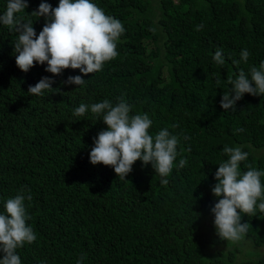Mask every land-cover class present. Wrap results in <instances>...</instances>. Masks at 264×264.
Listing matches in <instances>:
<instances>
[{
  "label": "trees",
  "instance_id": "trees-1",
  "mask_svg": "<svg viewBox=\"0 0 264 264\" xmlns=\"http://www.w3.org/2000/svg\"><path fill=\"white\" fill-rule=\"evenodd\" d=\"M41 2L28 0L25 13ZM44 2L55 8L59 0ZM92 2L125 31L117 57L83 77V86L64 83L79 70L54 77L37 65L22 73L13 55L16 34L0 24V213L24 186L32 195L25 201L27 224L37 234L17 249L21 264H77L82 256V264H264V253L243 252L245 244L264 250V213L242 216L249 230L231 244L216 236L210 212L225 146L248 152L242 172L248 164L264 171V96L245 94L235 109L220 107L228 78L241 69L250 78V68L264 61V0ZM6 3L0 0V15ZM17 16L31 19L37 35L42 30L44 18ZM217 49L223 65L212 59ZM244 49L247 62L234 65ZM45 76L55 90L28 94ZM121 97L130 116H149L150 134L168 129L178 137L167 185L141 161L125 180L89 163L93 138L106 130L90 107L104 100L116 105ZM81 103L88 111L73 116Z\"/></svg>",
  "mask_w": 264,
  "mask_h": 264
},
{
  "label": "clouds",
  "instance_id": "clouds-1",
  "mask_svg": "<svg viewBox=\"0 0 264 264\" xmlns=\"http://www.w3.org/2000/svg\"><path fill=\"white\" fill-rule=\"evenodd\" d=\"M28 6V0H7L6 11L0 15V24L16 34L13 55L15 65L22 73L37 65H46L44 71L54 77L67 69L79 70L80 75L69 76L64 83L83 86V77L103 70L106 62L117 57V42L125 31L124 25L106 15L92 0H59L55 8L42 0L35 11L26 14ZM18 13L44 18L38 35L32 20L18 17ZM202 28L203 25H198L196 31ZM249 55L247 49L242 50L240 61H233V64L247 62ZM212 59L216 64L223 65V50L217 49ZM249 72L250 78L243 69L239 70L235 79L228 78L231 88L221 97V109H235L237 101L245 94L264 96V61L258 68L251 67ZM53 83V79L42 77L34 86H29L27 93L42 96L45 90H55L51 87ZM88 108L81 103L75 108L73 116H83ZM131 110L122 97L116 105L108 100L91 105L93 115H102L101 121L106 130H101L93 138L89 163L109 167L116 177L125 180L133 165L141 161L143 166L150 164L154 172L164 178L161 184L167 185L169 181L166 177L172 172L178 155V137L170 135L168 129L150 134L152 121L149 116H130ZM185 139L188 137L185 136ZM222 153L227 159L219 164L214 175L216 183L211 191L218 202L210 212L214 217L216 236L222 241L238 244L245 239L250 227L247 222L241 223V217L255 216L257 210L264 213V184L261 182L264 171L248 164L245 165L247 170L242 172L241 162L246 161L249 154L239 146H225ZM186 164L187 160L181 158L178 167L183 168ZM26 200L31 201L32 195L22 186L13 198L4 203V210L0 213V264H21L17 249L37 239V234L27 224ZM83 259L82 256L77 264H82Z\"/></svg>",
  "mask_w": 264,
  "mask_h": 264
},
{
  "label": "rangeland",
  "instance_id": "rangeland-1",
  "mask_svg": "<svg viewBox=\"0 0 264 264\" xmlns=\"http://www.w3.org/2000/svg\"><path fill=\"white\" fill-rule=\"evenodd\" d=\"M243 252L245 253V255H246V253H248V252H251V253H257V254L259 255V254L264 253V250H258V251H255V250L250 249L249 244H245V248L243 249ZM242 259H243V260H248L249 257L244 256L243 258H241V260H242ZM253 259H255V258H253Z\"/></svg>",
  "mask_w": 264,
  "mask_h": 264
}]
</instances>
